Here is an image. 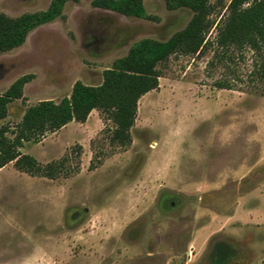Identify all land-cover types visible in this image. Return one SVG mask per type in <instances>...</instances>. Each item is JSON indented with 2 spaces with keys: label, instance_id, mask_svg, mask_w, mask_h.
<instances>
[{
  "label": "rangeland",
  "instance_id": "obj_1",
  "mask_svg": "<svg viewBox=\"0 0 264 264\" xmlns=\"http://www.w3.org/2000/svg\"><path fill=\"white\" fill-rule=\"evenodd\" d=\"M50 1L0 0V13ZM229 1L211 11L208 42ZM143 5L146 16L135 17L68 0L0 52V94L28 76L0 126L68 97L75 81L99 85L136 41L165 40L192 16L165 0ZM215 51L207 44L157 65L158 86L139 98L125 145L99 109L24 142L41 165L63 161L54 178L13 162L0 169V264H264V77L252 75L258 56L248 46Z\"/></svg>",
  "mask_w": 264,
  "mask_h": 264
},
{
  "label": "trees",
  "instance_id": "obj_2",
  "mask_svg": "<svg viewBox=\"0 0 264 264\" xmlns=\"http://www.w3.org/2000/svg\"><path fill=\"white\" fill-rule=\"evenodd\" d=\"M66 1L51 0L44 10L17 17L0 13V52L21 45L30 30L59 16ZM165 2L168 8L187 7L192 11L185 27L165 40L142 38L136 41L124 57L114 60L112 66L103 71L99 85L75 81L68 97L58 102L41 100L26 107L12 128L1 125L0 169L13 162L17 170L54 178L63 159L41 165L34 156L21 151L24 142L37 143L46 133L55 132L70 121L83 122L92 109L104 111L112 120V141L122 145L129 143L138 100L158 86L157 65L172 53L199 54L207 44H214V58H222L231 47L248 46L258 56L252 75L264 77V0H230L226 15L214 26L215 38L209 42L205 39L212 25L209 15L223 0H214L213 3L211 0ZM91 4L123 15L146 16L143 0H91ZM27 79L28 76L17 78L0 94V119L6 117L11 100L22 96ZM218 84L230 88L228 84Z\"/></svg>",
  "mask_w": 264,
  "mask_h": 264
},
{
  "label": "crops",
  "instance_id": "obj_3",
  "mask_svg": "<svg viewBox=\"0 0 264 264\" xmlns=\"http://www.w3.org/2000/svg\"><path fill=\"white\" fill-rule=\"evenodd\" d=\"M71 122V121H70ZM68 124V123H67Z\"/></svg>",
  "mask_w": 264,
  "mask_h": 264
}]
</instances>
